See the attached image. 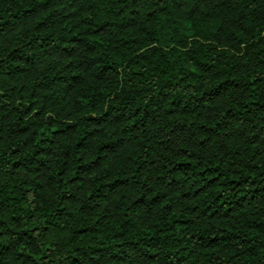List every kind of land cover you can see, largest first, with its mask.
<instances>
[{
	"label": "trees",
	"instance_id": "16d2710c",
	"mask_svg": "<svg viewBox=\"0 0 264 264\" xmlns=\"http://www.w3.org/2000/svg\"><path fill=\"white\" fill-rule=\"evenodd\" d=\"M0 264H264V0H0Z\"/></svg>",
	"mask_w": 264,
	"mask_h": 264
}]
</instances>
